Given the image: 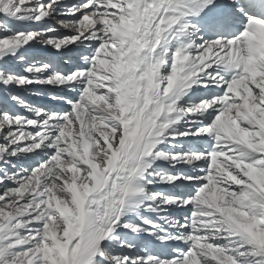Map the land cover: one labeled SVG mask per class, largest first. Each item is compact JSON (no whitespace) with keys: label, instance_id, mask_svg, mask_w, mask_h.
I'll use <instances>...</instances> for the list:
<instances>
[{"label":"snow or ice","instance_id":"snow-or-ice-1","mask_svg":"<svg viewBox=\"0 0 264 264\" xmlns=\"http://www.w3.org/2000/svg\"><path fill=\"white\" fill-rule=\"evenodd\" d=\"M0 264H264V0H0Z\"/></svg>","mask_w":264,"mask_h":264}]
</instances>
